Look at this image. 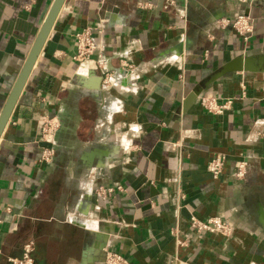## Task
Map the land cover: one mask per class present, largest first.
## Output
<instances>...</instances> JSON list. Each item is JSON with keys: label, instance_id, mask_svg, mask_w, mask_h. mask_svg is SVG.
Segmentation results:
<instances>
[{"label": "crops", "instance_id": "obj_1", "mask_svg": "<svg viewBox=\"0 0 264 264\" xmlns=\"http://www.w3.org/2000/svg\"><path fill=\"white\" fill-rule=\"evenodd\" d=\"M52 1L0 0V113ZM240 13L254 18L247 38L220 23ZM84 27L107 85L97 51L75 57ZM241 52L264 55V0H65L0 134V264L28 241L33 264H106L96 238L129 264H264V70L227 72L182 109ZM204 94L232 102L216 113ZM42 116L59 121L50 162ZM100 185L121 188L101 196ZM191 213L220 215L231 232L195 231Z\"/></svg>", "mask_w": 264, "mask_h": 264}, {"label": "built area", "instance_id": "obj_2", "mask_svg": "<svg viewBox=\"0 0 264 264\" xmlns=\"http://www.w3.org/2000/svg\"><path fill=\"white\" fill-rule=\"evenodd\" d=\"M173 3L174 0H169ZM138 4L141 7L150 6V2L139 1ZM254 18L250 14L240 13L233 18L224 17L221 19L220 23L222 25L230 23L232 27L240 33L244 38L253 30ZM92 30L90 27H84L80 31L76 32L77 39V52L75 54L76 59L83 60L87 58L90 54L97 51V65L102 71V83L107 85L111 80V72L106 69L105 57L101 53L102 46L98 45L92 38ZM122 65L128 67L130 70L133 68V63L128 61H122ZM232 102L231 98H226L224 100H218L212 94H204L200 98L201 105L209 111L216 113L223 112L226 108L230 106ZM59 126V121L54 116H42L40 118V134L41 139L46 141L48 144L42 148L40 159L46 162H50L54 156L55 149L52 145L54 140V135ZM225 153L217 152L208 161L207 169L211 173L213 178H217L222 171V167L225 161ZM246 173V161L240 160L237 164V169L234 172L235 177H244ZM121 185H100L97 189L98 194L101 196L109 195L115 189H120ZM190 226L198 232L202 231H215L221 232L223 234H229L231 232V225L221 217L220 215H211L206 218H200L194 213L189 215ZM170 232L174 235L176 243L178 245H184L187 243L186 237H181L176 226L171 227ZM32 241H28L23 245V252L21 256L9 257L10 264H33V257L31 255ZM105 263L106 264H129L127 259L118 251L113 249L105 250Z\"/></svg>", "mask_w": 264, "mask_h": 264}, {"label": "water", "instance_id": "obj_3", "mask_svg": "<svg viewBox=\"0 0 264 264\" xmlns=\"http://www.w3.org/2000/svg\"><path fill=\"white\" fill-rule=\"evenodd\" d=\"M65 0H53L50 8L44 18L42 26L36 36V39L24 61V64L18 74V77L14 83L11 92L8 95L6 103L0 113V134L11 114L14 104L24 86V83L41 51V48L50 32L52 24ZM234 70L243 71H254V70H264V55H253L248 52H241L229 60L225 61L217 70H215L209 77H207L201 84L194 87L185 96L182 102V109L185 111L199 96L201 90L204 86L212 82L213 80L219 78L227 72ZM261 218H264V211L260 209ZM264 222V221H263ZM94 250L96 253V258L99 263L104 261L105 257V246L106 240L103 238H96L92 241ZM86 260H83L82 264H85Z\"/></svg>", "mask_w": 264, "mask_h": 264}]
</instances>
